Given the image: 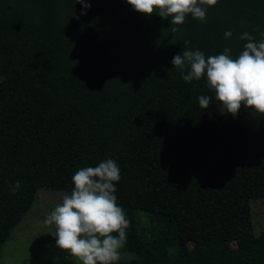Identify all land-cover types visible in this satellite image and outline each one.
Wrapping results in <instances>:
<instances>
[{
	"label": "trees",
	"instance_id": "obj_1",
	"mask_svg": "<svg viewBox=\"0 0 264 264\" xmlns=\"http://www.w3.org/2000/svg\"><path fill=\"white\" fill-rule=\"evenodd\" d=\"M87 2L0 0V251L38 189L70 193L78 169L112 158L135 254L116 264H264L251 210L264 114L201 108L206 76L186 82L172 63L185 48L238 56L243 32L264 31V0H217L181 25Z\"/></svg>",
	"mask_w": 264,
	"mask_h": 264
},
{
	"label": "clouds",
	"instance_id": "obj_2",
	"mask_svg": "<svg viewBox=\"0 0 264 264\" xmlns=\"http://www.w3.org/2000/svg\"><path fill=\"white\" fill-rule=\"evenodd\" d=\"M84 8H90L87 0H78ZM132 8L146 15L158 14L170 18L171 25H181L186 16L206 21L207 7L217 0H127ZM86 14V13H82ZM173 28L172 31H178ZM260 39L245 31L240 39L247 41L238 56L231 49L206 58L200 50L183 49L172 63L180 70L186 82L199 81L206 76L207 87L214 96H199V105L207 109L213 100L218 102L221 114L238 115L242 106L264 114V31ZM225 38L232 37L231 30ZM188 42L186 41L185 44ZM4 77L0 76V82ZM121 180V169L116 160L107 158L97 166L78 169L72 176L74 184L70 193L43 221L54 226L51 234L58 248L75 257L80 264H116L127 240L129 221L118 203L116 184ZM21 188V182L10 185L11 194Z\"/></svg>",
	"mask_w": 264,
	"mask_h": 264
},
{
	"label": "rangeland",
	"instance_id": "obj_3",
	"mask_svg": "<svg viewBox=\"0 0 264 264\" xmlns=\"http://www.w3.org/2000/svg\"><path fill=\"white\" fill-rule=\"evenodd\" d=\"M251 210L254 232L264 231V179L252 185ZM64 190L40 188L30 209L11 230L2 245L0 260L3 264H80V262L56 246L51 234L54 226L43 221L54 207L61 202ZM135 254L125 246L120 249L119 260H128Z\"/></svg>",
	"mask_w": 264,
	"mask_h": 264
}]
</instances>
